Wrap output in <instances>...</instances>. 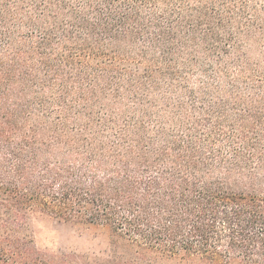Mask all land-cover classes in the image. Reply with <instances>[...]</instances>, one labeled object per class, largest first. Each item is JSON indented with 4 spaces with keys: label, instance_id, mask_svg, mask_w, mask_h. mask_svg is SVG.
<instances>
[{
    "label": "trees",
    "instance_id": "obj_1",
    "mask_svg": "<svg viewBox=\"0 0 264 264\" xmlns=\"http://www.w3.org/2000/svg\"><path fill=\"white\" fill-rule=\"evenodd\" d=\"M42 221L264 264V0H0V264H72Z\"/></svg>",
    "mask_w": 264,
    "mask_h": 264
},
{
    "label": "rangeland",
    "instance_id": "obj_2",
    "mask_svg": "<svg viewBox=\"0 0 264 264\" xmlns=\"http://www.w3.org/2000/svg\"><path fill=\"white\" fill-rule=\"evenodd\" d=\"M36 231L40 249L52 255L71 256L72 264H80V256L107 259L110 255V232L106 227L42 221L36 223Z\"/></svg>",
    "mask_w": 264,
    "mask_h": 264
}]
</instances>
